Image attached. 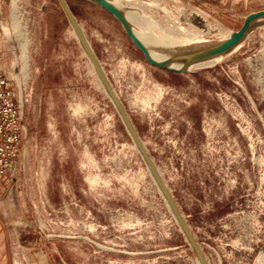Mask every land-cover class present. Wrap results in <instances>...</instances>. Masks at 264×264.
Wrapping results in <instances>:
<instances>
[{"label":"rangeland","instance_id":"obj_1","mask_svg":"<svg viewBox=\"0 0 264 264\" xmlns=\"http://www.w3.org/2000/svg\"><path fill=\"white\" fill-rule=\"evenodd\" d=\"M121 1L148 34L181 25L211 46L264 10V0ZM67 3L208 263L258 264L264 20L217 64L174 73L90 0ZM1 9L0 70L28 128L8 212L23 264H199L58 0Z\"/></svg>","mask_w":264,"mask_h":264},{"label":"water","instance_id":"obj_2","mask_svg":"<svg viewBox=\"0 0 264 264\" xmlns=\"http://www.w3.org/2000/svg\"><path fill=\"white\" fill-rule=\"evenodd\" d=\"M90 1L96 4L97 6H99L100 8H102L103 10H105L108 14H110L113 18H115L119 22V24L122 26L127 37L143 53L147 62H149L150 64L156 67L166 69L174 73H184L188 71L187 67L195 62L209 59V58L222 55V54H225L231 51L236 45L242 42L243 38L245 37L247 32L250 30L254 22L264 19V10L252 12L245 17L241 28L238 31L233 32L231 36L224 42L206 47L202 50L195 51V52L186 54L184 56H176L175 58H169L164 61H157L151 56L145 44L135 34L130 21L127 19L126 15L123 13L121 9H119L109 0H90ZM58 2L64 11V14L67 17L69 24L73 28L81 47L83 48L84 52L88 56L89 60L91 61L98 79L103 85L106 93L109 95L127 132L131 136L136 148L138 149L140 155L142 156L148 168V171L150 172L155 183L157 184L161 194L163 195L167 205L169 206L180 229L182 230L193 252L195 253L198 263L199 264H209L198 241L196 240V237L191 231L189 225L187 224L185 217L179 210L169 187L167 186L162 176L160 175L157 167L155 166V163L153 162L151 156L149 155L147 148L145 147L141 137L139 136L137 130L135 129L120 98L118 97L117 93L113 89L99 59L95 55L80 24L78 23L75 15L73 14L71 8L69 7L67 0H58ZM175 60H182L184 62L183 68L181 69L170 68L169 64Z\"/></svg>","mask_w":264,"mask_h":264},{"label":"bare ground","instance_id":"obj_3","mask_svg":"<svg viewBox=\"0 0 264 264\" xmlns=\"http://www.w3.org/2000/svg\"><path fill=\"white\" fill-rule=\"evenodd\" d=\"M109 1L123 11V13L126 15L127 19L130 21L135 34L139 37V39H141V41L145 44V46L149 50L151 56L157 61H164V60H167L169 58H175L176 56H184L186 54H189V53H192L195 51H199V50H202L206 47L211 46L209 44L211 40H207L202 34L194 33L195 31L193 32V30H191L190 28H183V27H181V25H180V27H176V28L174 27L175 29L173 28L174 29V30L172 29L173 31L172 30L168 31L167 29L166 30L160 29L162 32V36L160 38H156V37H154L155 34L153 35L151 33L152 31L150 32L152 35H150V34H148L149 32L147 33L144 28L139 27L138 20L136 19L137 17H135V15L133 14V12L131 10H128V8H126V7H123L121 0H109ZM261 20H264V19H261ZM250 31H251V29H250ZM221 34H222L221 38L217 44L222 43L225 40H227L231 36L232 32H225L224 31L223 33L221 32ZM241 45H242V42H240L238 45H236L231 51L233 52V51L239 49L241 47ZM159 47H161V48L165 47V48L163 50H160L161 48H159ZM223 55L224 54L195 62V63L189 65L187 67V70L190 71L193 69H202V68L211 67V66L217 64L223 58ZM169 66H170V68L181 69L184 66V62L182 60H175V61L171 62L169 64ZM168 208H169V206H168ZM169 210H170V208H169ZM258 264H264V250L261 251V253L259 254Z\"/></svg>","mask_w":264,"mask_h":264},{"label":"built area","instance_id":"obj_4","mask_svg":"<svg viewBox=\"0 0 264 264\" xmlns=\"http://www.w3.org/2000/svg\"><path fill=\"white\" fill-rule=\"evenodd\" d=\"M248 2L249 0H231ZM2 0H0V36L3 27ZM28 137L23 109L18 105L7 74L0 70V181L11 176L19 180L22 170L23 151Z\"/></svg>","mask_w":264,"mask_h":264},{"label":"crops","instance_id":"obj_5","mask_svg":"<svg viewBox=\"0 0 264 264\" xmlns=\"http://www.w3.org/2000/svg\"><path fill=\"white\" fill-rule=\"evenodd\" d=\"M18 181H14L11 176L0 181V264L24 263L17 248L16 239L9 230L8 223V212L11 207L9 201L13 200L12 189L17 186Z\"/></svg>","mask_w":264,"mask_h":264}]
</instances>
